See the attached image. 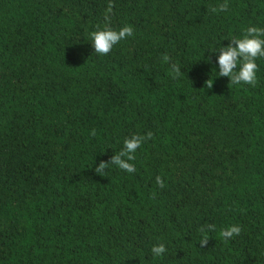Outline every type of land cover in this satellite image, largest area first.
Masks as SVG:
<instances>
[{
	"label": "trees",
	"instance_id": "1",
	"mask_svg": "<svg viewBox=\"0 0 264 264\" xmlns=\"http://www.w3.org/2000/svg\"><path fill=\"white\" fill-rule=\"evenodd\" d=\"M220 2L111 0L133 36L98 56L109 0H0V264H264V59L233 85L211 54L264 0ZM147 132L134 173L94 174Z\"/></svg>",
	"mask_w": 264,
	"mask_h": 264
},
{
	"label": "clouds",
	"instance_id": "2",
	"mask_svg": "<svg viewBox=\"0 0 264 264\" xmlns=\"http://www.w3.org/2000/svg\"><path fill=\"white\" fill-rule=\"evenodd\" d=\"M112 3L109 0L104 13V24L95 30L88 33L90 45L93 53L98 56L108 54L115 45L126 38L133 36V28L131 25L124 24L115 29L111 27ZM229 8L228 0H222L210 10L213 13H224ZM226 46L219 44L218 48H214L211 54L215 55L216 76L226 77L233 85H249L255 86L257 81L258 65L257 59H264V27L249 25L242 30L238 37L232 36L227 40ZM161 62L168 64L169 56L167 54L161 57ZM239 65V67H238ZM169 76L173 79L184 75L181 67L176 63L169 64ZM95 135V130L91 132ZM152 138V133L147 132L144 135H132L123 140V146L115 154L111 155L107 162L101 161L93 169L94 174L103 176L109 165L115 166L125 173H134L136 166L132 161L135 160L136 150L141 147V144ZM156 184L159 187H164V184L159 176L156 177ZM214 224H206L200 228L202 238L199 242L201 247L208 242L207 233L215 231ZM240 226L237 224L229 225L219 232L221 238L228 240L240 234ZM150 252L154 258H162L166 253V248L163 243H158L150 248Z\"/></svg>",
	"mask_w": 264,
	"mask_h": 264
}]
</instances>
